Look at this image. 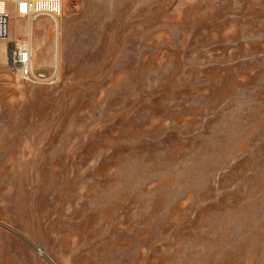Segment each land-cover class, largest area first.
<instances>
[{"label": "rangeland", "instance_id": "374dc122", "mask_svg": "<svg viewBox=\"0 0 264 264\" xmlns=\"http://www.w3.org/2000/svg\"><path fill=\"white\" fill-rule=\"evenodd\" d=\"M7 39L0 264H264V0H63Z\"/></svg>", "mask_w": 264, "mask_h": 264}, {"label": "built area", "instance_id": "2783aa9c", "mask_svg": "<svg viewBox=\"0 0 264 264\" xmlns=\"http://www.w3.org/2000/svg\"><path fill=\"white\" fill-rule=\"evenodd\" d=\"M63 0H0V59L17 79L33 81L31 49L21 41H8L9 19L13 14L27 19L38 15L57 18L61 15Z\"/></svg>", "mask_w": 264, "mask_h": 264}, {"label": "bare ground", "instance_id": "6f19581e", "mask_svg": "<svg viewBox=\"0 0 264 264\" xmlns=\"http://www.w3.org/2000/svg\"><path fill=\"white\" fill-rule=\"evenodd\" d=\"M11 31V30H10ZM8 34H9V31H8ZM8 37V36H7Z\"/></svg>", "mask_w": 264, "mask_h": 264}]
</instances>
